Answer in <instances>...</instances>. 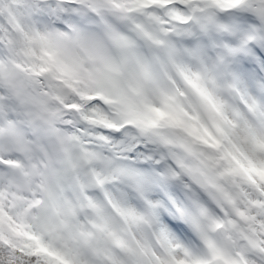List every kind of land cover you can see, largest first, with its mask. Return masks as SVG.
<instances>
[{"label": "snow or ice", "instance_id": "1", "mask_svg": "<svg viewBox=\"0 0 264 264\" xmlns=\"http://www.w3.org/2000/svg\"><path fill=\"white\" fill-rule=\"evenodd\" d=\"M0 264H264V0H0Z\"/></svg>", "mask_w": 264, "mask_h": 264}, {"label": "clouds", "instance_id": "2", "mask_svg": "<svg viewBox=\"0 0 264 264\" xmlns=\"http://www.w3.org/2000/svg\"><path fill=\"white\" fill-rule=\"evenodd\" d=\"M128 130L132 131L133 133H135V131H136L134 128L133 129H128Z\"/></svg>", "mask_w": 264, "mask_h": 264}]
</instances>
